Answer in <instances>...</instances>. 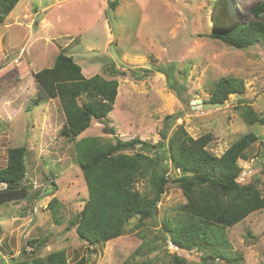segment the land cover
I'll return each instance as SVG.
<instances>
[{
	"label": "rangeland",
	"instance_id": "374dc122",
	"mask_svg": "<svg viewBox=\"0 0 264 264\" xmlns=\"http://www.w3.org/2000/svg\"><path fill=\"white\" fill-rule=\"evenodd\" d=\"M219 1L18 2L0 28V169L7 165L9 149L25 147L23 186L28 196L0 205V264H33L35 256L58 251L65 252L69 263L84 257L88 264L149 260L169 264L174 254L189 263L200 262L199 252L181 251L163 242L167 235L163 221L186 202L175 184L167 186L157 218L144 223L132 220L130 227L135 230L124 236L90 246L72 227L89 198L76 160V142L86 137L115 142L117 137L158 144L167 115H181L169 137L178 125L194 139L209 134L212 141L207 150L217 157L241 136L255 133L258 142L245 150L246 159H239L238 165L243 170L241 184H256L264 196V126H249L242 117L247 105L264 117V41L242 50L211 39L221 9L215 5ZM262 2L228 0L225 11L244 23L254 18L251 10ZM112 3L118 7L110 21ZM63 52L82 67L86 78L101 75L119 81L114 110L105 120L93 121L76 140L60 135L66 123L61 104L58 99L46 98L34 77L52 67ZM225 77L243 80L245 94L230 96L222 109L194 108L197 101L209 102L215 83ZM107 127L115 135L107 133ZM148 153L162 159L163 150ZM167 165L170 176L181 175L171 162ZM135 189L149 191L148 178L139 179ZM55 198L58 203L53 202ZM227 237L232 253L242 256L243 264H264V209L228 229ZM143 244L141 252L145 254L134 255Z\"/></svg>",
	"mask_w": 264,
	"mask_h": 264
},
{
	"label": "trees",
	"instance_id": "16d2710c",
	"mask_svg": "<svg viewBox=\"0 0 264 264\" xmlns=\"http://www.w3.org/2000/svg\"><path fill=\"white\" fill-rule=\"evenodd\" d=\"M19 1L0 0V28ZM215 5L221 9L211 39L242 50L264 41V2L251 10L254 18L244 23L226 13L228 0H220ZM117 7L116 3L111 4L108 10L110 21H113L112 11ZM164 72L168 76L167 71ZM116 74L125 75L117 71ZM34 77L44 96L58 99L61 104L66 118L59 132L62 137L78 139L93 121L105 120L114 110L119 81L101 75L86 78L82 67L64 52L58 54L52 67L38 71ZM245 88L241 79L222 78L215 83L209 102L223 103L232 95L242 96ZM242 117L249 126H264V117L251 106L243 107ZM178 118H181L180 114L164 117L165 125L159 133L161 141L154 145L140 139L122 141L117 137L115 142L101 137H86L76 142V160L84 175L89 198L72 227L76 228L79 239L90 246L124 236L135 230L130 227L132 220L139 219L144 223L157 218L158 205L167 186L175 184L182 190L186 202L179 204L174 216L163 221V230L167 234L163 242L165 245L172 243L181 251L199 252L201 261L189 263L174 254L170 256L172 261L169 264H243L242 256L232 253L227 230L264 209V196L258 186L238 181L243 172L238 160L246 159L245 150L259 138L249 132L217 157L207 150L212 141L209 134L194 139L183 125H178L169 137ZM138 145L140 147L136 148ZM135 149L138 151L134 155L126 153ZM158 150H163L162 159L156 153L154 156L148 153ZM26 154L25 147L8 150L7 165L0 169V205L11 200H24L28 196V189L23 186L27 174ZM168 161L181 175L170 176ZM146 178L149 191L141 193L135 189V183ZM53 202L58 203V200L55 198ZM143 246L134 255L145 254V251L141 252ZM32 262L88 264V259L83 257L69 263L65 252L58 251L46 257L35 256ZM19 264L29 263L23 261ZM141 264L153 263L149 260Z\"/></svg>",
	"mask_w": 264,
	"mask_h": 264
},
{
	"label": "water",
	"instance_id": "95a60500",
	"mask_svg": "<svg viewBox=\"0 0 264 264\" xmlns=\"http://www.w3.org/2000/svg\"><path fill=\"white\" fill-rule=\"evenodd\" d=\"M197 105L194 107V108H202L203 110H206V111H211V110H218V109H222L226 106V102H223V103H210V102H202V101H197L195 102ZM107 133H110L112 135H114V131L107 127L106 130H105Z\"/></svg>",
	"mask_w": 264,
	"mask_h": 264
},
{
	"label": "built area",
	"instance_id": "2783aa9c",
	"mask_svg": "<svg viewBox=\"0 0 264 264\" xmlns=\"http://www.w3.org/2000/svg\"><path fill=\"white\" fill-rule=\"evenodd\" d=\"M241 179H242V176H240V178L238 179V181L241 183L242 181H241ZM171 247H175L172 243H171ZM177 248V247H176Z\"/></svg>",
	"mask_w": 264,
	"mask_h": 264
},
{
	"label": "crops",
	"instance_id": "0c3cea01",
	"mask_svg": "<svg viewBox=\"0 0 264 264\" xmlns=\"http://www.w3.org/2000/svg\"><path fill=\"white\" fill-rule=\"evenodd\" d=\"M261 156H262V154H261Z\"/></svg>",
	"mask_w": 264,
	"mask_h": 264
}]
</instances>
